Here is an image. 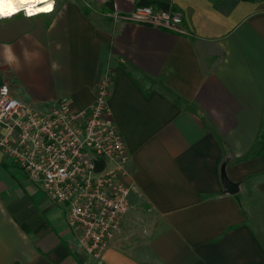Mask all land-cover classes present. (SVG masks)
Segmentation results:
<instances>
[{
  "label": "crops",
  "instance_id": "obj_1",
  "mask_svg": "<svg viewBox=\"0 0 264 264\" xmlns=\"http://www.w3.org/2000/svg\"><path fill=\"white\" fill-rule=\"evenodd\" d=\"M138 1L56 0L50 14L0 19V87L12 96L86 108L110 75L133 188L91 259L65 207L0 153V264H264V0H157L183 13L186 35L112 17Z\"/></svg>",
  "mask_w": 264,
  "mask_h": 264
},
{
  "label": "built area",
  "instance_id": "obj_2",
  "mask_svg": "<svg viewBox=\"0 0 264 264\" xmlns=\"http://www.w3.org/2000/svg\"><path fill=\"white\" fill-rule=\"evenodd\" d=\"M16 15L29 18L23 11ZM112 17L187 34L183 13L172 6H136ZM110 85V75L105 74L86 108L62 99L45 109L12 96L6 84L0 87V153L49 200L65 207L78 248L95 260L119 231L133 189L127 182L129 154L107 103Z\"/></svg>",
  "mask_w": 264,
  "mask_h": 264
},
{
  "label": "clouds",
  "instance_id": "obj_3",
  "mask_svg": "<svg viewBox=\"0 0 264 264\" xmlns=\"http://www.w3.org/2000/svg\"><path fill=\"white\" fill-rule=\"evenodd\" d=\"M55 3L56 0H0V19L11 18L21 11L24 12L26 17L31 18L41 13V11H37L38 9L48 7L49 5L51 6V10L44 13H50L54 10ZM30 11L31 15H29ZM22 55L26 61L29 60L30 54L27 49L22 50ZM4 61L19 70V58L14 53L11 45L4 46Z\"/></svg>",
  "mask_w": 264,
  "mask_h": 264
},
{
  "label": "water",
  "instance_id": "obj_4",
  "mask_svg": "<svg viewBox=\"0 0 264 264\" xmlns=\"http://www.w3.org/2000/svg\"><path fill=\"white\" fill-rule=\"evenodd\" d=\"M224 167H225V163L222 165V168H221V182L223 185V189H224L225 193L233 195V194L237 193L239 190L238 184L232 183L231 181H229V179L225 175Z\"/></svg>",
  "mask_w": 264,
  "mask_h": 264
},
{
  "label": "trees",
  "instance_id": "obj_5",
  "mask_svg": "<svg viewBox=\"0 0 264 264\" xmlns=\"http://www.w3.org/2000/svg\"><path fill=\"white\" fill-rule=\"evenodd\" d=\"M148 5H155L162 9H167L169 7L168 4L159 2L157 0H139L137 2V6H148Z\"/></svg>",
  "mask_w": 264,
  "mask_h": 264
},
{
  "label": "snow or ice",
  "instance_id": "obj_6",
  "mask_svg": "<svg viewBox=\"0 0 264 264\" xmlns=\"http://www.w3.org/2000/svg\"><path fill=\"white\" fill-rule=\"evenodd\" d=\"M51 10V6L49 5L48 7L42 8V9H38L37 11H41V12H46V11H50ZM31 11L29 12V15H31Z\"/></svg>",
  "mask_w": 264,
  "mask_h": 264
},
{
  "label": "bare ground",
  "instance_id": "obj_7",
  "mask_svg": "<svg viewBox=\"0 0 264 264\" xmlns=\"http://www.w3.org/2000/svg\"><path fill=\"white\" fill-rule=\"evenodd\" d=\"M41 13H44V12H41Z\"/></svg>",
  "mask_w": 264,
  "mask_h": 264
}]
</instances>
